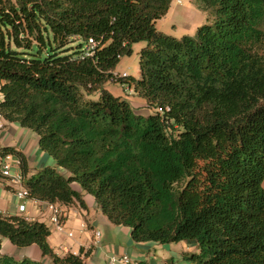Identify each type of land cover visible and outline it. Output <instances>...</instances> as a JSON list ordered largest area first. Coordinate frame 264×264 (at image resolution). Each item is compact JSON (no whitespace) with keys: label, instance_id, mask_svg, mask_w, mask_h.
I'll use <instances>...</instances> for the list:
<instances>
[{"label":"trees","instance_id":"16d2710c","mask_svg":"<svg viewBox=\"0 0 264 264\" xmlns=\"http://www.w3.org/2000/svg\"><path fill=\"white\" fill-rule=\"evenodd\" d=\"M172 0H0V115L33 130L68 176L45 167L28 197L87 209L78 184L135 242L186 240L192 264H264V0H195L214 20L194 35L157 29ZM96 42L93 54L85 45ZM139 50V78L120 76ZM109 82L156 110L139 114ZM51 229L0 212V264H44L1 252L37 245L54 264Z\"/></svg>","mask_w":264,"mask_h":264},{"label":"crops","instance_id":"0c3cea01","mask_svg":"<svg viewBox=\"0 0 264 264\" xmlns=\"http://www.w3.org/2000/svg\"><path fill=\"white\" fill-rule=\"evenodd\" d=\"M107 88L112 92L108 84ZM3 123L4 127L0 129V145L12 147L26 155L30 169L28 177L45 167L55 169L68 176L65 170L57 166L51 155L40 149L39 136L36 132L4 118ZM73 187L83 194L88 208L83 209L78 205L65 206L56 203L64 213V229L62 231L57 230L50 222L52 211L47 202L19 199L15 188L8 182L0 181V212L5 216L20 215L30 220L44 222L51 229L48 241L59 256H65L68 253L80 254L81 249L86 253L90 249V254L85 257L86 264H109V258L114 254L128 255L139 260L141 264H183L184 258L194 253L198 248L186 240L165 244L153 241L135 242L129 227L111 222L103 214L91 194L85 192L76 183H73ZM23 202H26L27 209L20 212L18 206ZM97 232L99 236L96 235ZM70 233L72 234L70 235ZM1 252L11 255L17 260L29 258L44 264H54L50 257L42 255L37 245L18 247L4 238Z\"/></svg>","mask_w":264,"mask_h":264},{"label":"rangeland","instance_id":"374dc122","mask_svg":"<svg viewBox=\"0 0 264 264\" xmlns=\"http://www.w3.org/2000/svg\"><path fill=\"white\" fill-rule=\"evenodd\" d=\"M213 20L214 15L212 10L203 11L198 7L195 0H172L167 13L156 20V27L164 33L181 37L185 34L194 35L199 26L205 23H212ZM144 45V41L135 43L133 45L132 54L120 58L115 73L120 76L139 78V50ZM260 52L264 56V49ZM108 87L116 95H121L126 98L137 113L148 115L156 112V110L150 108L146 101L139 97L127 83L123 85L120 82H109ZM1 99L2 97L0 94V100ZM194 252L199 253L200 250L197 248ZM189 256L184 258L183 264H188L191 261L188 258Z\"/></svg>","mask_w":264,"mask_h":264},{"label":"built area","instance_id":"2783aa9c","mask_svg":"<svg viewBox=\"0 0 264 264\" xmlns=\"http://www.w3.org/2000/svg\"><path fill=\"white\" fill-rule=\"evenodd\" d=\"M96 42L93 39L85 45V56H91L93 54ZM124 77V76H122ZM131 90V89H130ZM4 127L3 117L0 115V129ZM22 160L14 152L7 151L0 145V181L8 182L15 188V193L19 199H31L28 197V191L25 186L26 177L22 172ZM49 208L52 211L50 222L59 231L64 229V213L55 203H48ZM27 209L26 202L20 203L18 210L24 212ZM84 226V225H83ZM72 233H70L71 235ZM99 236V233H96ZM109 264H141L139 260L133 259L128 255H111L109 258ZM192 264V263H188Z\"/></svg>","mask_w":264,"mask_h":264}]
</instances>
